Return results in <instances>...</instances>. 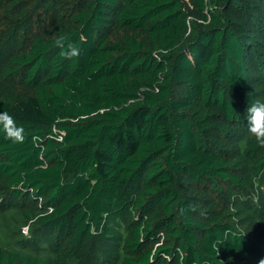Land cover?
I'll return each mask as SVG.
<instances>
[{
    "label": "trees",
    "instance_id": "trees-1",
    "mask_svg": "<svg viewBox=\"0 0 264 264\" xmlns=\"http://www.w3.org/2000/svg\"><path fill=\"white\" fill-rule=\"evenodd\" d=\"M192 1L187 12L183 0H84L72 12L73 27L35 36L9 61L6 71L21 74L22 91L1 95L0 112L15 118L26 139L14 144L0 130L7 194L0 209L16 198L33 207L0 211V232L11 235L0 239V264H54L49 246L62 242L88 243L93 264L264 258L249 235L224 221L207 191L264 179V147L229 96L249 105L257 95L252 77L260 72L252 70L264 61L257 34L264 6L256 2L264 0ZM0 2L9 13L50 4ZM107 29L116 41L103 35ZM61 35L81 48L79 57H59L53 43ZM214 131L228 139L225 148L199 134ZM31 242L35 253L24 247Z\"/></svg>",
    "mask_w": 264,
    "mask_h": 264
},
{
    "label": "rangeland",
    "instance_id": "rangeland-1",
    "mask_svg": "<svg viewBox=\"0 0 264 264\" xmlns=\"http://www.w3.org/2000/svg\"><path fill=\"white\" fill-rule=\"evenodd\" d=\"M47 2L50 4L48 7L44 6V8L43 4L35 5L31 3L26 10L20 13L12 11L9 13L2 7V3L0 2V96L12 90L22 91L19 86L21 74H8L6 71L9 61L18 53L26 50L31 45V40L35 36L42 33L55 36L58 28L73 27L74 20L72 12L73 10L79 9L83 5L84 0H47ZM183 2L187 12L193 10L192 0H183ZM256 4L264 6V4L260 2H256ZM255 13L259 15L257 11H255ZM109 31L108 29L107 31L104 30L103 35L107 32L109 34ZM257 34L261 37V42L264 43V31H257ZM108 36L111 41H116L118 38L114 30ZM253 66V73L260 72L257 77L254 75V77H252L253 81H255L257 91V95H255L253 100L254 102H264V61H254ZM229 96L237 100L238 105L241 107L242 113L240 117L244 118L246 123L245 130L248 131L246 108L252 103L248 105L244 98L237 99L233 94H229ZM199 134L201 137L214 140L217 144H212L207 140L209 142L206 143H208L209 146L215 145L218 149L226 147V143L224 142L228 139L219 135L218 132L212 133L211 135L203 132ZM208 188L207 191L210 196L208 202H214L218 211L222 214L224 221L232 225L235 229L245 232L254 240V243L264 251V179L255 181L254 183L251 181V184L245 189L218 183ZM6 197L7 194L4 191V184L2 180H0V200ZM6 205L21 210L33 207V204H30L29 200L23 201L21 198L14 199L11 204L7 202ZM4 207H1L2 209H0V211L3 210ZM3 220L10 222L9 217H5ZM1 229L0 239L10 240V233L3 227H1ZM18 231L19 235H24L28 239L29 236L26 227L21 226L18 228ZM100 245V243L95 244V246L92 247L93 251L99 248L98 251L100 254ZM24 247L30 252L35 253L38 251L37 245L34 242L29 243L27 246L24 245ZM89 248L90 246L88 243L75 248L73 245L62 242L59 246L52 243L49 246V251L53 256L54 264H68L67 259L75 255L81 259V261L76 264H93L91 262L95 259H91L89 256L95 257V255L92 253H90L89 256L87 255ZM101 256H103V253ZM98 264H109V262L103 259V261Z\"/></svg>",
    "mask_w": 264,
    "mask_h": 264
},
{
    "label": "clouds",
    "instance_id": "clouds-1",
    "mask_svg": "<svg viewBox=\"0 0 264 264\" xmlns=\"http://www.w3.org/2000/svg\"><path fill=\"white\" fill-rule=\"evenodd\" d=\"M84 39L82 36L81 40ZM53 47L59 49L58 55L63 60H72L81 53V48L72 43L67 35L57 37ZM246 120L250 137L259 146L264 147V102L256 101L247 106ZM0 130L3 131L5 138L14 144H22L26 139L24 128L17 125L15 118L8 111L0 112ZM259 264H264V258L260 259Z\"/></svg>",
    "mask_w": 264,
    "mask_h": 264
},
{
    "label": "built area",
    "instance_id": "built-area-1",
    "mask_svg": "<svg viewBox=\"0 0 264 264\" xmlns=\"http://www.w3.org/2000/svg\"><path fill=\"white\" fill-rule=\"evenodd\" d=\"M62 135H63V134H62ZM61 139H62V136H59L58 140L61 141Z\"/></svg>",
    "mask_w": 264,
    "mask_h": 264
}]
</instances>
